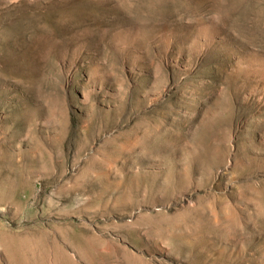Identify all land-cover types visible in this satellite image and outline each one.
Returning <instances> with one entry per match:
<instances>
[{
  "label": "rangeland",
  "instance_id": "rangeland-1",
  "mask_svg": "<svg viewBox=\"0 0 264 264\" xmlns=\"http://www.w3.org/2000/svg\"><path fill=\"white\" fill-rule=\"evenodd\" d=\"M0 264H264V0H0Z\"/></svg>",
  "mask_w": 264,
  "mask_h": 264
}]
</instances>
